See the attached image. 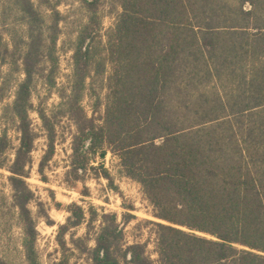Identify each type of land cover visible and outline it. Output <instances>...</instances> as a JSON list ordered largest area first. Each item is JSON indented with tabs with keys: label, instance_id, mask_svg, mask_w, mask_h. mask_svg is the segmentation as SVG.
Returning <instances> with one entry per match:
<instances>
[{
	"label": "trees",
	"instance_id": "trees-1",
	"mask_svg": "<svg viewBox=\"0 0 264 264\" xmlns=\"http://www.w3.org/2000/svg\"><path fill=\"white\" fill-rule=\"evenodd\" d=\"M35 1L49 4L14 0L25 40L23 77L10 108L19 145L6 166L27 264H38L34 192L26 180L35 141L31 96L39 76L55 85L60 18L51 7L49 23ZM81 1L89 18L74 41L69 89L54 110L36 109L46 137L38 164L43 180L56 124L67 117L75 127L67 178L83 181L99 168L110 180L92 162L107 151L116 155L160 220L145 221L155 227L159 264H264V0H117L121 11L105 43L109 74L106 57L94 51L100 0ZM8 53L0 33V63ZM96 80L106 91L103 101ZM89 88L91 115L82 103ZM8 146L3 133L0 156ZM67 211L56 236L57 264H69L73 251L89 264H154L145 243L124 241L131 213L118 220L76 203ZM83 224V236L66 237ZM0 264L9 263L0 257Z\"/></svg>",
	"mask_w": 264,
	"mask_h": 264
},
{
	"label": "rangeland",
	"instance_id": "rangeland-1",
	"mask_svg": "<svg viewBox=\"0 0 264 264\" xmlns=\"http://www.w3.org/2000/svg\"><path fill=\"white\" fill-rule=\"evenodd\" d=\"M49 4L35 1L39 9L50 23L51 7L59 12L56 55L58 67L55 73V85L50 87L42 76L35 80L32 91V109L29 111L31 126L35 133V141L31 152L29 177L26 179L34 199L29 207L33 213L38 231L36 249L38 264H57L61 257V249L56 236L59 225L66 221L69 215L68 205L76 203L85 210L90 207L97 213H116L118 220L125 212L134 215L124 227V241L126 244L140 242L146 244L147 253L154 264H159L156 253V235L154 226L145 223L147 220L160 221L155 218L153 207L146 199L141 186L136 181L121 172L119 159L107 151L105 157L93 159L92 165H102L109 173L110 180L102 176V170H89L83 181L70 180L66 176L70 155L71 139L75 127L70 119L63 117L56 124L55 150L52 159L45 168L46 180L38 172V164L46 149L45 130L36 109L54 110L60 102V94L69 89L72 75V49L74 41L81 27L88 21L89 12L81 0H47ZM50 5V6H47ZM121 9L117 0H100L97 15L101 22L99 37L96 38L95 52L106 57V73L109 74L112 64L105 49L107 33L114 27ZM0 33L3 41L8 45L9 53L6 62L0 63V135L6 133L9 146L0 156V257L9 264H27L22 247L23 231L18 216V210L13 203L12 188L8 181L9 172L6 166L13 158L19 145L17 121L11 112L16 85L22 79V66L19 60L20 52L25 40V25L21 14L14 5V0H0ZM51 33V32H50ZM44 73L50 64L43 65ZM105 82V81H104ZM95 92L104 100L105 89L101 81L92 84ZM95 94L86 90L83 106L91 115ZM103 107L97 112L101 114ZM85 225L72 228L69 234L75 237L83 236ZM201 234V233H200ZM93 236V235H92ZM92 242H90V245ZM70 246V245H69ZM69 264H89L87 256L73 251Z\"/></svg>",
	"mask_w": 264,
	"mask_h": 264
}]
</instances>
